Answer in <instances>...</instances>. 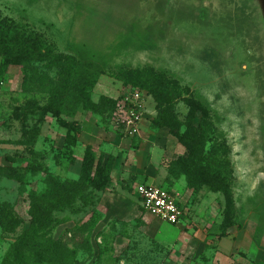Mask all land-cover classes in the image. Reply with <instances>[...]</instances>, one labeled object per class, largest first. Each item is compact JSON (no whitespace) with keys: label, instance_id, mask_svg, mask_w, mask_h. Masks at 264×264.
Returning a JSON list of instances; mask_svg holds the SVG:
<instances>
[{"label":"rangeland","instance_id":"374dc122","mask_svg":"<svg viewBox=\"0 0 264 264\" xmlns=\"http://www.w3.org/2000/svg\"><path fill=\"white\" fill-rule=\"evenodd\" d=\"M239 3L196 12L164 0H0V18L29 25L93 74L94 104L111 99L73 115L54 111L37 84L24 89L22 66L3 69L0 58V165L24 175L22 182L0 176V208L11 203L24 221L13 233L0 226V264L30 226L34 199L49 206L55 182L78 180L86 158L91 177L109 160L112 169L103 188L87 184L72 205L54 210L61 224L52 234L68 244L74 264H264V19ZM36 64L45 83L56 80L57 67ZM140 70L177 86L168 98L178 134L172 123H158L165 105L132 79ZM136 90L145 94L144 110L132 135L117 109ZM202 108L209 136L229 149L230 199L190 182L185 139ZM144 181L177 192L180 223L142 211L134 189Z\"/></svg>","mask_w":264,"mask_h":264},{"label":"trees","instance_id":"16d2710c","mask_svg":"<svg viewBox=\"0 0 264 264\" xmlns=\"http://www.w3.org/2000/svg\"><path fill=\"white\" fill-rule=\"evenodd\" d=\"M56 51L42 33L30 28L29 25H23L9 17L0 18L1 67L4 69L10 64L22 66L25 90L28 88L30 90L32 83L37 84L39 91L36 93L48 94L52 109L67 115L75 114L80 106L97 108L104 103V100H111L103 97L100 104H94L90 99V93L95 85L93 74L91 72L90 76L83 74L82 71L87 72V70L80 68L76 57ZM43 61L45 67L58 68L54 82L45 83L43 80L40 74L43 65L36 64ZM161 77L163 76L153 70L146 72L140 70L132 79L148 87L157 97L159 105H165L161 107V119L158 123L169 126L172 123L171 128H177L175 132L178 134L180 123L177 127L175 117L170 113L173 101L168 98L169 90L177 86ZM112 102L115 104V101ZM201 110L199 125L197 127L190 125V131L185 139L189 155L184 161H187L186 168L189 171L190 182L197 188L206 184L213 191H221L230 199L232 197L230 178L233 169L229 160V149L224 142H218L209 136L212 123L208 109ZM182 136L184 138V134ZM211 141L210 150L206 152V146ZM92 169V160L86 158L78 180L69 183L55 182V192L49 206L38 198L34 199L31 224L17 236L2 264H74L73 252L68 244L62 239H55L52 234L56 226L61 224V221L55 217L54 210H62L72 205L77 196H82L81 193L86 189L87 184L94 188L105 186L112 169L111 161L109 160L102 167L100 165L91 177ZM0 176L16 179L19 182L24 180V175L18 173L12 166L0 165ZM69 186L72 187L71 190L63 191ZM23 222L11 203L2 204L0 226L3 230L16 232Z\"/></svg>","mask_w":264,"mask_h":264},{"label":"built area","instance_id":"2783aa9c","mask_svg":"<svg viewBox=\"0 0 264 264\" xmlns=\"http://www.w3.org/2000/svg\"><path fill=\"white\" fill-rule=\"evenodd\" d=\"M144 97L142 91L136 90L124 95L118 102V114L125 132H140L143 119ZM135 195L139 198L144 211L151 213L163 221L178 224L185 216L184 207L178 195L170 188L155 183L141 182L135 186Z\"/></svg>","mask_w":264,"mask_h":264},{"label":"water","instance_id":"95a60500","mask_svg":"<svg viewBox=\"0 0 264 264\" xmlns=\"http://www.w3.org/2000/svg\"><path fill=\"white\" fill-rule=\"evenodd\" d=\"M166 3L170 2H178L181 4H184L191 9H196V12L198 10H207L209 11L213 7L219 8V3L221 0H164ZM237 3L242 5V3H246L248 6H252L256 9L260 15H262L264 19V0H235ZM247 1V2H242ZM260 40H261V61L260 64L264 65V24L260 25ZM262 135H263V142H264V117L262 120Z\"/></svg>","mask_w":264,"mask_h":264},{"label":"crops","instance_id":"0c3cea01","mask_svg":"<svg viewBox=\"0 0 264 264\" xmlns=\"http://www.w3.org/2000/svg\"><path fill=\"white\" fill-rule=\"evenodd\" d=\"M144 182H146V181H144ZM172 191H174L176 194H177V192L175 191V190H173V189H171ZM135 194V193H134ZM135 198L137 199V201H138V203H139V206H140V208L142 209V211H143V208H142V206H141V203H140V200H139V198L135 195ZM178 198H179V201H180V203H181V205L184 207V205H183V201H182V199L178 196ZM185 217V216H184ZM156 218H158L157 216H156ZM160 219V218H159ZM161 220V219H160ZM183 220V219H182ZM163 221V220H162Z\"/></svg>","mask_w":264,"mask_h":264}]
</instances>
